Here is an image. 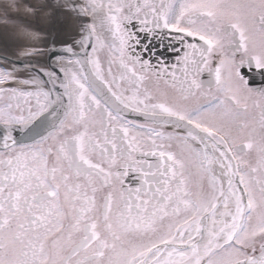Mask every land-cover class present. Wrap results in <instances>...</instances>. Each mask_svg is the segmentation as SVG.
I'll use <instances>...</instances> for the list:
<instances>
[{
    "label": "snow or ice",
    "instance_id": "obj_1",
    "mask_svg": "<svg viewBox=\"0 0 264 264\" xmlns=\"http://www.w3.org/2000/svg\"><path fill=\"white\" fill-rule=\"evenodd\" d=\"M22 8L91 22L46 47L54 65L13 22L34 45L0 66V264H264V88L241 74L264 69V0H0V17Z\"/></svg>",
    "mask_w": 264,
    "mask_h": 264
},
{
    "label": "flooded vegetation",
    "instance_id": "obj_2",
    "mask_svg": "<svg viewBox=\"0 0 264 264\" xmlns=\"http://www.w3.org/2000/svg\"><path fill=\"white\" fill-rule=\"evenodd\" d=\"M32 2V0H28V2ZM30 2V3H31ZM38 3V2H37ZM38 4L34 7H37ZM25 11L22 8L18 15L13 14L12 15V21L5 23L3 21V18L0 17V54L1 51L4 49L8 53H10L14 58L18 59L17 53L25 48V47H32L34 45V42H31L24 37L20 36L17 32V29L14 30L13 28V22H23L26 24L30 29L36 30L42 34L45 35L46 39L43 40L41 43H37L34 46L38 49L42 50L41 55H35L33 57H30L28 59L35 60L39 62L42 65H49L48 60L50 57V51L45 50L48 45L52 41H55V48L57 50H60L59 53H61V49L65 44H71L74 39H79L80 37V19L77 16L72 15L71 13L64 11L61 9L59 12L52 11V14L50 16H46L44 12L37 11L36 15L33 16L31 14L22 16L21 14ZM23 14V15H24ZM26 19H23V18ZM59 17H61L62 22L59 21ZM69 17L72 18V20L75 23V30H77V35H70L67 32L66 23L63 22V20L68 21ZM88 22H91L89 18H87ZM3 25H10L11 28L7 29V27ZM5 27V28H4ZM97 32L99 34L104 35L107 38V33L103 31L101 27L98 26ZM143 36L144 34H140ZM190 39V38H189ZM5 40V42H4ZM145 43L147 41H144ZM152 45H155V50L157 55L162 58L166 64L175 63V57L179 55L175 52H168V46H169V40L167 38V34L165 33V39L163 41V48L160 46V42L157 40L152 41ZM79 51V49H76ZM91 51V48L88 49ZM139 51V49H138ZM102 63L105 64L106 67V60H107V50L100 51L98 53ZM145 58H148V54L145 53ZM241 58H243V54L237 55V61H239ZM156 58H152V63L155 64ZM0 66H3V64L0 62ZM241 74L244 76V78L248 81V85L253 90H259L264 88V69L257 70L255 65L253 64L251 67L245 65L241 68ZM146 86L149 88H154V84L151 81H148L146 83ZM161 88H164L165 86L161 82L160 84ZM170 91V90H169ZM139 119V118H136ZM0 144H2V133L0 132ZM172 151L179 152V148L174 144ZM251 158L254 162L255 155L254 153L251 154ZM195 179V178H194Z\"/></svg>",
    "mask_w": 264,
    "mask_h": 264
},
{
    "label": "water",
    "instance_id": "obj_3",
    "mask_svg": "<svg viewBox=\"0 0 264 264\" xmlns=\"http://www.w3.org/2000/svg\"><path fill=\"white\" fill-rule=\"evenodd\" d=\"M80 19V25L84 22V21H87V18L86 17H79ZM68 21L65 22V20H63L64 23H66V27H67V32L68 34L70 35H77V30H75V23L74 21L72 20L71 17H69V19H67ZM59 21L62 22V19L61 17H59ZM55 51L57 54H61L59 53L60 50H57V48H55ZM50 55H51V52H50ZM4 57H7L8 59L10 60H13V61H16L17 59L14 58L10 53H8L7 51H5L4 49L1 51V54H0V61H3V58ZM35 61V60H33ZM37 62V61H36ZM39 63V62H38ZM48 63L49 65H54L55 64V57H52L51 59L48 60ZM40 64V63H39ZM57 71H59L57 69ZM0 132L2 133V130H0ZM14 135L17 136L18 139H20V134L17 132V133H14Z\"/></svg>",
    "mask_w": 264,
    "mask_h": 264
},
{
    "label": "rangeland",
    "instance_id": "obj_4",
    "mask_svg": "<svg viewBox=\"0 0 264 264\" xmlns=\"http://www.w3.org/2000/svg\"><path fill=\"white\" fill-rule=\"evenodd\" d=\"M23 14H24V13H22L21 15H22V16L28 15V14H26V13H25L24 15H23ZM23 19H26V18L24 17ZM3 26L7 27V29L11 28L10 25H3ZM5 27H4V28H5ZM13 28H14V30L17 29V28H15V27H13Z\"/></svg>",
    "mask_w": 264,
    "mask_h": 264
},
{
    "label": "bare ground",
    "instance_id": "obj_5",
    "mask_svg": "<svg viewBox=\"0 0 264 264\" xmlns=\"http://www.w3.org/2000/svg\"><path fill=\"white\" fill-rule=\"evenodd\" d=\"M31 2V1H30ZM38 0H32V2L31 3H33V6H36L38 3ZM4 42H5V40H4Z\"/></svg>",
    "mask_w": 264,
    "mask_h": 264
}]
</instances>
